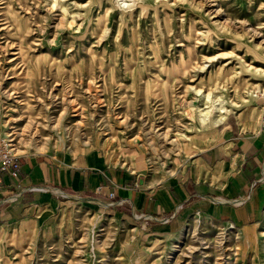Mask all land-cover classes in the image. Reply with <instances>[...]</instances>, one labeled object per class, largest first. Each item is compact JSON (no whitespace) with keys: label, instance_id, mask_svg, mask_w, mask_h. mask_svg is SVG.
<instances>
[{"label":"rangeland","instance_id":"1","mask_svg":"<svg viewBox=\"0 0 264 264\" xmlns=\"http://www.w3.org/2000/svg\"><path fill=\"white\" fill-rule=\"evenodd\" d=\"M263 86L264 0H0V156L19 167L2 179L40 154L179 174L224 129L255 128ZM53 195L20 200L0 264H264V216L246 239L202 212L158 224Z\"/></svg>","mask_w":264,"mask_h":264},{"label":"crops","instance_id":"2","mask_svg":"<svg viewBox=\"0 0 264 264\" xmlns=\"http://www.w3.org/2000/svg\"><path fill=\"white\" fill-rule=\"evenodd\" d=\"M18 191L15 203L6 204ZM38 194L119 202L158 224L170 225L181 214L202 212L253 239L264 216V138L258 134V123L248 134L224 129L185 171L158 181L143 177L138 169H117L97 153L24 159L17 178L4 177L0 186V228L32 207L22 198ZM27 224L19 223V230Z\"/></svg>","mask_w":264,"mask_h":264},{"label":"built area","instance_id":"3","mask_svg":"<svg viewBox=\"0 0 264 264\" xmlns=\"http://www.w3.org/2000/svg\"><path fill=\"white\" fill-rule=\"evenodd\" d=\"M257 97L261 105V115L258 120V134L264 138V86L258 91ZM18 168V164L15 163L11 158L7 157L6 155L0 156V185L3 182L2 177L5 175V173H8L9 176L14 177ZM15 198L16 195L8 196L7 201H13Z\"/></svg>","mask_w":264,"mask_h":264},{"label":"bare ground","instance_id":"4","mask_svg":"<svg viewBox=\"0 0 264 264\" xmlns=\"http://www.w3.org/2000/svg\"><path fill=\"white\" fill-rule=\"evenodd\" d=\"M17 109V108H16ZM160 124V123H159Z\"/></svg>","mask_w":264,"mask_h":264}]
</instances>
